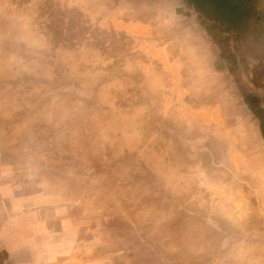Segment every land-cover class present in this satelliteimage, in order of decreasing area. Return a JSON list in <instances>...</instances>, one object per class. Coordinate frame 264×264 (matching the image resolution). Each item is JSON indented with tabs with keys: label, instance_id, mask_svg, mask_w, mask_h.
I'll return each mask as SVG.
<instances>
[{
	"label": "rangeland",
	"instance_id": "1",
	"mask_svg": "<svg viewBox=\"0 0 264 264\" xmlns=\"http://www.w3.org/2000/svg\"><path fill=\"white\" fill-rule=\"evenodd\" d=\"M251 49L186 0H0V264H264Z\"/></svg>",
	"mask_w": 264,
	"mask_h": 264
},
{
	"label": "trees",
	"instance_id": "2",
	"mask_svg": "<svg viewBox=\"0 0 264 264\" xmlns=\"http://www.w3.org/2000/svg\"><path fill=\"white\" fill-rule=\"evenodd\" d=\"M186 1L213 26L250 45L256 57L263 55L260 48L264 39V4L261 0ZM58 21H53V27L58 26Z\"/></svg>",
	"mask_w": 264,
	"mask_h": 264
}]
</instances>
